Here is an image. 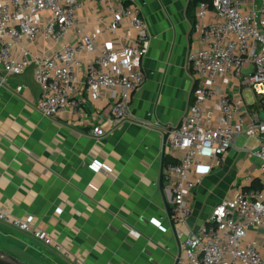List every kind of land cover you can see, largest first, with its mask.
<instances>
[{"label":"built area","instance_id":"built-area-1","mask_svg":"<svg viewBox=\"0 0 264 264\" xmlns=\"http://www.w3.org/2000/svg\"><path fill=\"white\" fill-rule=\"evenodd\" d=\"M192 39L193 103L177 126L162 131L171 159L162 185L182 237L177 261L264 264V244L250 239L264 231V0L200 3ZM151 42L140 8L130 0H0L2 83L32 68L44 117H79L88 96L109 106V132L132 121L133 97L147 81L143 63ZM246 89L255 94L253 104ZM22 90L17 86L16 92ZM106 134L102 126L92 130L96 138ZM239 138L257 142L243 151L259 163L258 179L248 177V188L215 206L198 231L189 230L193 195L204 181L200 170L219 167ZM0 223L69 257L32 220L0 208Z\"/></svg>","mask_w":264,"mask_h":264},{"label":"crops","instance_id":"crops-1","mask_svg":"<svg viewBox=\"0 0 264 264\" xmlns=\"http://www.w3.org/2000/svg\"><path fill=\"white\" fill-rule=\"evenodd\" d=\"M130 1L140 8L152 42L132 121L116 130L105 125L107 103L88 96L79 117L42 116L33 69L2 83L0 67V208L32 220L69 254L0 223V241L20 248L12 243L17 240L31 249L20 248L29 264H178L182 255L162 185L171 161L162 131L177 126L193 103L196 78L188 55L197 7L190 0ZM96 126L107 134L94 137ZM243 141L219 167L200 170L204 181L193 195L189 230L198 231L215 206L248 188V177L258 179L259 163L243 151ZM257 233L250 239L263 245L264 231Z\"/></svg>","mask_w":264,"mask_h":264},{"label":"rangeland","instance_id":"rangeland-1","mask_svg":"<svg viewBox=\"0 0 264 264\" xmlns=\"http://www.w3.org/2000/svg\"><path fill=\"white\" fill-rule=\"evenodd\" d=\"M245 97L247 99V101L250 103V104H253L255 102V94L253 93L252 90L250 89H246L245 90ZM243 139V138H242ZM239 139L238 142H237V146L240 147V148H243L244 146V139ZM246 141V140H245ZM256 145V140L252 139L248 142V147L250 148H253L254 146ZM22 237L24 238H27L26 236L24 235H21ZM28 239V238H27ZM12 243L16 244L18 247L24 249V251H28V252H31V249H29L28 247H26L23 243L17 241V240H12ZM20 248H17V247H14V246H11L10 243H5L0 241V250L9 254V255H12L18 259H21V255H22V251ZM35 252V251H34ZM35 256V254H34ZM22 260V259H21ZM24 261V260H23ZM29 263V262H28Z\"/></svg>","mask_w":264,"mask_h":264},{"label":"water","instance_id":"water-1","mask_svg":"<svg viewBox=\"0 0 264 264\" xmlns=\"http://www.w3.org/2000/svg\"><path fill=\"white\" fill-rule=\"evenodd\" d=\"M0 264H29L0 250Z\"/></svg>","mask_w":264,"mask_h":264},{"label":"trees","instance_id":"trees-1","mask_svg":"<svg viewBox=\"0 0 264 264\" xmlns=\"http://www.w3.org/2000/svg\"><path fill=\"white\" fill-rule=\"evenodd\" d=\"M191 1V6L197 7L200 3L202 2H206V3H210V0H190ZM170 162V160H166V164H168Z\"/></svg>","mask_w":264,"mask_h":264}]
</instances>
